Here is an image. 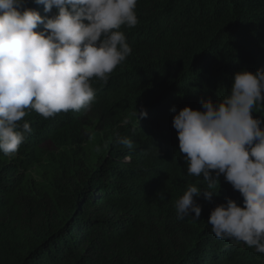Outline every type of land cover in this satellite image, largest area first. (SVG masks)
Returning <instances> with one entry per match:
<instances>
[{"label": "trees", "instance_id": "1", "mask_svg": "<svg viewBox=\"0 0 264 264\" xmlns=\"http://www.w3.org/2000/svg\"><path fill=\"white\" fill-rule=\"evenodd\" d=\"M136 11L138 24L121 29L132 53L106 82L92 80L111 131L103 153H87L83 109L29 110L18 122L30 124L25 142L0 152V264H264V253L211 231L217 205L243 204L223 175L218 196L195 198L199 220L177 219L175 202L207 181L188 175L173 127L180 109L229 95L236 72L264 68V0H138ZM253 114L264 119V104Z\"/></svg>", "mask_w": 264, "mask_h": 264}, {"label": "clouds", "instance_id": "2", "mask_svg": "<svg viewBox=\"0 0 264 264\" xmlns=\"http://www.w3.org/2000/svg\"><path fill=\"white\" fill-rule=\"evenodd\" d=\"M0 0V152L16 153L31 127L18 122L34 110L44 118L87 110L95 100L93 79L107 81L132 53L122 26L138 24V0ZM43 29L37 31L38 26ZM264 104V68L232 77L230 94L201 109L171 111L179 152L190 176L203 177L205 190L188 187L175 202L176 217L199 220L196 197L211 201L224 176L243 197L217 205L207 222L218 239L244 243L264 253V119L254 109ZM139 120L147 110H138ZM129 148L131 141L122 140ZM220 184V181H219ZM221 188V184H220ZM195 213V216L192 215Z\"/></svg>", "mask_w": 264, "mask_h": 264}, {"label": "rangeland", "instance_id": "3", "mask_svg": "<svg viewBox=\"0 0 264 264\" xmlns=\"http://www.w3.org/2000/svg\"><path fill=\"white\" fill-rule=\"evenodd\" d=\"M101 95V92L97 93L95 100L91 104L90 108L85 112L83 119V127L86 132L87 153L93 158H97L103 153L101 147L102 144L104 145L106 142L104 138L111 132L106 126L104 120V111L96 102V98ZM46 150L48 152L47 158H51L57 153V151L51 145H48ZM44 170L45 168L40 165L34 167L30 171V174L34 178L40 179Z\"/></svg>", "mask_w": 264, "mask_h": 264}]
</instances>
